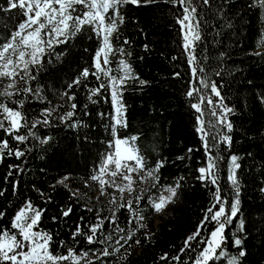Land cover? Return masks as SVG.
<instances>
[{"label": "trees", "instance_id": "trees-1", "mask_svg": "<svg viewBox=\"0 0 264 264\" xmlns=\"http://www.w3.org/2000/svg\"><path fill=\"white\" fill-rule=\"evenodd\" d=\"M253 2L212 0L211 7L198 5V11L202 13V39L196 42L194 52L209 78L218 87L222 85L220 92L224 103L234 109L228 115L233 124V131L228 133L232 137L231 147L216 143L212 152L219 157L220 194L222 198H227L229 204L233 197L228 181L230 157H239L240 215L247 228L244 241L247 255L242 258V264H264V191H261L264 189V57L248 54L257 48L264 34V8L251 6ZM0 6H5L4 0H0ZM122 11L125 22L120 26L119 39L114 40L113 45L118 48L124 39H128L130 44L124 47L131 55L122 57L116 54L110 66L116 69L119 61L126 59L135 75L147 83L140 86L138 82H128L123 93L127 127L119 128L118 135L138 137L135 148L145 157L148 166L154 167L158 161H164L159 170L160 185H175L178 179H183L174 201L164 206L159 214L152 210L147 200L149 195L158 196L163 188L157 190L149 189L147 184L138 185L140 189H149L142 193L144 200L141 202L146 227L135 232L133 240L129 241L131 246L125 245L119 252L102 259L105 264H178L161 257L180 254L187 237L195 233L205 219L207 209L214 203L213 194L216 191L210 182L197 179V169L205 166L206 155L197 132L198 114L191 107L194 101L186 96L192 74L188 53L183 47V32L177 23L182 9L169 0H156L148 6L126 5ZM5 22L6 14H0V32L4 31L2 25ZM7 23L11 25L13 21ZM144 45L148 46L147 51ZM99 46L96 35L91 30H85L67 45L57 47L51 63L45 60L34 82L42 87L46 100L40 103L32 99L27 103L25 110L28 115L35 117L45 107H57L59 114L70 110V104L65 102L66 98L61 99V94L84 68L94 70L93 57ZM174 73L180 75L177 77ZM85 83L89 88L98 85L91 75ZM72 93L76 97L73 102L78 106L75 119L82 121V127L72 129L60 124L54 114L53 127L35 130L41 137L50 135L53 139L49 143L42 144L37 139H31L26 145H20L27 153L25 157L20 160L9 157L0 163V191L4 192L0 196V213H4L0 226L10 228L16 211L30 200L33 206L44 210L39 228L52 235V250L66 253L68 248H74L79 254L80 249L101 246H89L83 236L74 240L72 233L75 226L81 224L87 231V225L97 223L98 212L101 217H107L114 207L111 195L100 196L99 202L90 204L96 182L89 181V187L84 186L109 150L108 142L113 138L109 114L113 113V106L106 91L94 97L95 104L88 100L83 85L72 88L69 94ZM84 105H87L89 115H84ZM204 119L215 121L216 118L206 113ZM217 131L223 134L222 128L218 127ZM3 137L4 132L0 131V138ZM9 142L13 147L17 146L11 138ZM189 149L192 151L189 152ZM9 165H20L23 173L14 174L6 180ZM64 176L69 177V186L57 183ZM14 181H19L15 192ZM77 189L81 194L78 200L70 195ZM107 192L112 193L113 189L109 188ZM115 194L117 197L120 195L118 192ZM136 194L133 192L130 197L125 192L124 197L134 198ZM68 207L72 208V212L64 217L62 211ZM89 208L92 211H88ZM117 215L119 226L126 230L125 233H115L107 221L104 225V232L113 233L114 240L135 228V224H128L130 213L126 209H121ZM53 217L56 219L53 220ZM236 225L234 220L226 226V255L216 260L215 264H227V257L238 252L232 246ZM215 227V222H210L200 229L201 236L191 241L192 248L182 255L185 264H192L204 247L198 242ZM135 240H140V244L136 245ZM61 241L66 247H60ZM113 247L119 246L113 243Z\"/></svg>", "mask_w": 264, "mask_h": 264}, {"label": "snow or ice", "instance_id": "snow-or-ice-1", "mask_svg": "<svg viewBox=\"0 0 264 264\" xmlns=\"http://www.w3.org/2000/svg\"><path fill=\"white\" fill-rule=\"evenodd\" d=\"M155 2L156 0H143V3L142 0H4L5 6H0V14H6V22L2 25L4 31L0 32V131L4 132V137L0 138V163L9 157L17 160L25 157L27 153L20 145H26L31 139H37L42 144L49 143L53 139L50 135L41 137L35 130L39 127H53L54 114L60 124L69 128L76 129L83 126L82 121L75 119L78 106L73 102L76 99L75 94H69L72 88L83 85L87 90L88 100L93 104L97 102L94 97L106 91L111 97L113 106V113L109 114L112 120L109 127L113 135L109 148L112 151L105 153L95 172L84 182V186L89 187V181L98 182L100 195H111V203L114 205L110 209V216L101 217L98 212L97 223L87 225V231L83 230L81 224L75 226V231L72 233L74 240L77 236H83L89 246H101L80 249L77 254L74 248H68L66 253L52 250V235L39 228L44 210L33 206L30 200L26 201L13 217L10 228L0 226V264H97V262L105 264L102 258L110 257L119 252L120 248L129 245L135 232L146 227L141 208L144 191L163 188L169 193L168 196H164L162 192L158 196H148L147 204L157 213L162 210V206L166 207L177 196L183 178L178 179L175 185H160L159 170L164 166V161H158L154 167L148 166L145 157L135 148L138 137L124 138L118 135L119 128L127 127L123 93L128 82L135 81L143 86L147 81L135 75L126 59H121L116 69L110 66L116 54L122 57L131 55V52L124 47L130 44L128 39H124L118 48L113 45V41L119 39L120 26L125 22L122 11L124 7L126 5L142 7ZM169 2L179 5L182 9L177 23L180 24L183 32V47L188 53L192 74L186 96L194 101L191 107L198 114L197 132L200 134L206 155L205 166L197 169L199 173L197 179L210 182L216 187V191L213 194L214 203L207 209L205 219L201 221L198 230L187 237L180 254L174 257L165 254L161 259H171L178 264H185L182 255L192 248L190 242L201 236L200 229L207 223L215 222L216 227L198 242L204 247L192 260V264H215L216 260L226 255L225 229L235 220L237 225L233 233L232 246L238 249V252L227 257V264H242V258L247 255L244 248L247 228L244 218L240 215V180L237 175V170L240 168V164L237 163L239 157L236 155L230 157L228 181L233 190V197L229 204L227 198H222L220 194L217 164L219 157L212 152L216 143L231 147L232 137L228 133L233 131V124L228 119V115L233 113L234 109L224 103V97L220 92L222 85L218 87L217 83L209 78L205 67L194 54L196 42L202 39V13L198 11V5L211 7L212 0H169ZM257 5L264 8V0H254L251 6ZM7 21L13 23L9 25ZM85 30H91L96 35L100 47L93 57L94 70L84 68L61 94V99L66 98L65 102L70 104V110L59 114L57 107H45L40 109L37 116H29L25 110L27 103L32 99L40 103L46 100L42 95V87L38 83L34 84L44 67L45 60L51 63V57L57 47L67 45ZM262 47H264V34L261 35L256 50H250L248 54L264 57ZM144 49L147 51L148 46L144 45ZM90 75L98 81L95 88H89L85 83ZM179 75L180 73H174V76ZM84 109V115H89L87 105H84ZM206 113L215 117V121L211 119L206 121L204 119ZM100 115L103 116L104 113ZM218 127L223 129V134L217 131ZM9 138L16 142V147L10 144ZM121 145L126 146L123 151ZM188 151L191 152L192 149ZM8 168L6 180L14 174L23 173L20 165H9ZM67 179L69 177L64 176L58 179L57 183L63 184ZM18 184L19 181L13 182L14 192ZM140 184L149 185V189H140L138 187ZM107 188H112L113 192L108 193ZM116 192L120 194L118 197ZM125 192L130 197L133 192L137 194L134 198L125 199ZM3 194L4 192L0 191V196ZM40 195L43 196L44 193L41 192ZM70 195L77 200L81 196L79 189L71 192ZM121 209H126L130 213L128 224H135V228L129 229L127 235H120L119 239L114 240L113 233L104 232V225L107 221L113 226L115 233H125L126 230L119 226L118 221L117 213ZM87 210L92 211L90 208ZM71 212L72 208L68 207L62 211V215L68 217ZM3 216L4 213H0V218ZM55 219L53 217V220ZM133 242L136 245L140 244V240ZM113 243L119 247H113ZM60 247H66L64 241L60 242Z\"/></svg>", "mask_w": 264, "mask_h": 264}, {"label": "rangeland", "instance_id": "rangeland-1", "mask_svg": "<svg viewBox=\"0 0 264 264\" xmlns=\"http://www.w3.org/2000/svg\"><path fill=\"white\" fill-rule=\"evenodd\" d=\"M99 47H100V46H99ZM99 47H98V48H99ZM255 50H256V49H254V51H255ZM94 56H95V55H94ZM112 140H113V138H112L110 141H112ZM110 141H109V142H110ZM109 142H108V146H109ZM125 147H126L125 145H121V150L123 151ZM109 151H112V149L109 148L108 152H109ZM105 179H107V177H105ZM63 184L66 185V186H69L67 180H65ZM107 189H109V188H107ZM111 189H112V188H111ZM161 192H162V194H163L164 196H168V195H169V193H168L167 191H164L163 189L159 192V194H161ZM159 194H158V195H159ZM100 196H101V195H100V187H99L98 182H96V188H95V190H94L93 199H92V202H90V204H94V203L99 202V201H100ZM97 197H99V199H97ZM20 208H21V207H20ZM20 208H19V209H20ZM163 208H164V206H162V210H163ZM19 209H18V210H19ZM18 210H17V211H18ZM162 210H161L160 212H158V214L161 213ZM17 211H16V212H17ZM15 214H16V213H15ZM14 216H15V215H14Z\"/></svg>", "mask_w": 264, "mask_h": 264}]
</instances>
